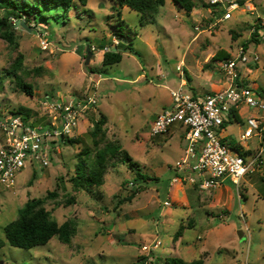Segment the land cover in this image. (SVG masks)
<instances>
[{
  "label": "rangeland",
  "instance_id": "374dc122",
  "mask_svg": "<svg viewBox=\"0 0 264 264\" xmlns=\"http://www.w3.org/2000/svg\"><path fill=\"white\" fill-rule=\"evenodd\" d=\"M164 1L141 23L136 12L119 8L116 0H87L85 5L73 0L69 7L42 9L28 25L23 22L27 28L15 23L12 41L0 38V114L27 112L29 122L44 124L40 105L44 97L95 95L97 100L73 143L60 142L47 166L26 165L10 187L0 186V264H167L171 258L202 264L264 261V152L262 164L237 186L226 179L214 191H200L173 182L176 162L184 156L183 128L174 125L166 134L149 136L156 116L171 105L170 90L184 79L189 93L206 95L224 79L221 62L240 47L259 57L257 70L242 76L258 85L257 95L264 100V41L253 37L257 18H264V0H252L254 12L239 10L233 20L210 33H196L194 27L204 30L206 18L215 14L210 13L212 8L206 10L193 0L189 16L171 0ZM5 16L0 7V17ZM117 26L134 38V53L123 52L121 62L104 67L102 51L117 45L112 33ZM87 49L91 56L85 65ZM256 113L264 115L241 107L237 120L222 126L224 142L235 146L246 119ZM99 120L101 131L95 132ZM246 147L259 149L258 139ZM86 151L88 155H82ZM125 155L138 165L144 181H134ZM80 163L87 174L97 171L99 185L76 183L81 182ZM49 192L56 196L46 199L43 208L59 225L74 223L70 243L53 237L28 250L9 246L3 228L17 219L26 201L44 199ZM155 241L161 245L146 257L142 248Z\"/></svg>",
  "mask_w": 264,
  "mask_h": 264
},
{
  "label": "built area",
  "instance_id": "2783aa9c",
  "mask_svg": "<svg viewBox=\"0 0 264 264\" xmlns=\"http://www.w3.org/2000/svg\"><path fill=\"white\" fill-rule=\"evenodd\" d=\"M199 1L212 8L216 15L205 23L204 30L200 25L195 26L196 33L212 32L218 24L233 19L239 10L255 11L252 0ZM12 22L19 23L14 19ZM257 24L260 28L255 37L264 41V18H257ZM109 51L110 48H103L102 52ZM258 61L255 52L240 47L234 56L221 62L220 71L226 82L224 88L201 97L189 93L186 81L182 79L176 89L170 90L171 105L156 116L149 136L166 134L174 125L183 128L184 156L176 162L173 182L196 186L200 191H214L226 179L237 186L245 175L254 173L255 167L262 164L264 115L256 113L246 119V127L235 146L224 142L226 135L222 127L234 120L231 111L238 113L243 106L256 112L264 111V100L257 95V87L242 76L244 71H250V65L253 70L257 69L254 67ZM96 104L95 95L44 97L40 101L45 113L44 124L26 122L14 113L0 114V186L10 187L15 175L26 165L47 166L51 152L60 142L75 136L80 123ZM255 138L259 149H248L246 143ZM191 174H196L197 178ZM164 204L168 206L169 202ZM160 245L155 241L151 247L142 249L149 257Z\"/></svg>",
  "mask_w": 264,
  "mask_h": 264
},
{
  "label": "trees",
  "instance_id": "16d2710c",
  "mask_svg": "<svg viewBox=\"0 0 264 264\" xmlns=\"http://www.w3.org/2000/svg\"><path fill=\"white\" fill-rule=\"evenodd\" d=\"M72 2L73 0H0V7L5 11L6 14L5 17H0V38L5 39L8 42L12 41V31L14 26L12 19L17 20L20 23L24 22L26 25H28V20H30L31 17L35 19L37 14H42V9L50 10L57 7H69ZM79 2L85 5L87 0H79ZM164 2V0H116V4L119 8L126 6L131 11L136 12L140 16L141 23L145 21L144 17L148 11H152L157 7L163 6ZM171 2L178 8L185 11L187 15L190 14L195 8V3L193 0H171ZM203 7L206 8L207 6L203 4ZM116 13L119 17L120 12L117 11ZM120 23H123V21H120ZM254 28L255 32L253 33V37L256 36V31L260 27L257 24L254 26ZM112 33L113 37L118 40V43L117 45L113 46V48L111 46L109 52L103 54L102 65L104 67H111L121 62L123 52L128 51L130 54L134 53L132 46L134 38L130 36L128 30L126 32L121 26H117V28ZM113 49H115V51ZM220 58L225 59L227 56H222ZM254 68L257 67L255 66ZM8 73L13 75V77L18 80L14 72ZM98 74L101 73L98 71ZM21 86L25 93L31 95V91L28 90L26 86ZM231 112L233 118L237 120L238 116L236 111ZM12 113L22 116L23 120L26 122L29 120V115L27 112L22 113L20 111H16ZM102 122L103 120H99L94 123L95 132L101 131L100 127ZM224 126H226V123ZM65 141L68 143H73L72 139H66ZM232 145H234V143H232ZM82 155H88V152H83ZM123 160L128 165V167L135 172L136 176L134 181H144L145 176H143L138 170V165L135 162H132L126 155L123 157ZM77 171V175H79L77 179L81 181H76L79 186L83 187L84 185V187H90L100 184L97 171L87 174L81 163L77 166ZM29 183L31 184L32 182L30 181ZM193 187L197 188L196 186ZM55 196L56 195L53 192H49L44 199H29L26 201L23 207L19 210L17 219L10 222L3 228L4 238L9 246L28 250L33 247L47 244L53 237H56L63 244L70 243L74 233V223L70 220H67L59 225L51 218L49 212L43 208L44 201ZM180 232L181 228H179L175 233V238L180 236ZM166 263L202 264L201 261L186 263L175 258L167 260Z\"/></svg>",
  "mask_w": 264,
  "mask_h": 264
},
{
  "label": "crops",
  "instance_id": "0c3cea01",
  "mask_svg": "<svg viewBox=\"0 0 264 264\" xmlns=\"http://www.w3.org/2000/svg\"><path fill=\"white\" fill-rule=\"evenodd\" d=\"M200 2V4H201V6L203 7V4H202V2L201 1H199ZM164 5H165V2H164ZM204 8V7H203ZM206 9V8H205ZM207 10V9H206ZM211 14L213 13V12H210ZM186 14V13H185ZM193 13H190V14H188L189 16L190 15H192ZM187 15V14H186ZM216 14H213L211 17H209V18H206V23L208 22V21H210V20H212L213 19V17L215 16ZM233 18H234V16H233ZM231 20H233V19H231ZM230 21V20H229ZM257 66V65H256ZM250 70H252V68H253V66L252 65H250L249 67H248ZM257 69H255L254 71H256ZM259 72V71H258ZM247 73H248V70H247ZM257 74V72L255 73V75ZM222 75V74H221ZM255 75H254V78H255ZM252 80H253V78H251ZM226 85V82H225V80L224 79H222V81H221V85H218L217 86V88H216V86L214 87V89H212L211 91H208V93L207 94H209V93H211V92H215V91H217V90H220V89H222V88H224V86ZM253 86H258V85H256V83H253ZM188 88H189V86H187ZM194 95H198V94H195V93H193ZM180 127V126H179Z\"/></svg>",
  "mask_w": 264,
  "mask_h": 264
},
{
  "label": "water",
  "instance_id": "95a60500",
  "mask_svg": "<svg viewBox=\"0 0 264 264\" xmlns=\"http://www.w3.org/2000/svg\"><path fill=\"white\" fill-rule=\"evenodd\" d=\"M19 25L21 27H23V28H27V26L23 22L19 23ZM16 26H18V24H16ZM113 50L115 51V49H113ZM90 56H91V54L89 53V51L87 49V55H86V59H85V65H87L89 63ZM237 234H238V236H239L240 239H244L243 234H242L241 231H238Z\"/></svg>",
  "mask_w": 264,
  "mask_h": 264
}]
</instances>
